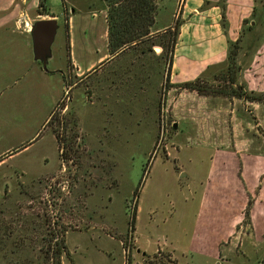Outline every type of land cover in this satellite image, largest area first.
<instances>
[{
    "label": "rangeland",
    "instance_id": "obj_1",
    "mask_svg": "<svg viewBox=\"0 0 264 264\" xmlns=\"http://www.w3.org/2000/svg\"><path fill=\"white\" fill-rule=\"evenodd\" d=\"M172 1L156 0L151 43L92 70L111 57L105 2L0 0V264L34 261L50 237L63 264L263 260L264 222L243 214L251 201L264 217V194L243 190L264 192V102L228 91L264 93V0L237 41V82L227 58L197 91L171 85L158 45L181 19L183 0L159 17ZM44 19L58 23L48 71L30 33Z\"/></svg>",
    "mask_w": 264,
    "mask_h": 264
},
{
    "label": "crops",
    "instance_id": "obj_2",
    "mask_svg": "<svg viewBox=\"0 0 264 264\" xmlns=\"http://www.w3.org/2000/svg\"><path fill=\"white\" fill-rule=\"evenodd\" d=\"M178 4V0H173L171 7H165L159 13V17L175 18ZM178 10L179 15H181V25L172 53L170 83L173 86L179 85L181 88L188 90L184 87L185 84L193 83L197 79L209 78L210 72L214 68L227 63L229 45L238 41L245 27L255 26L253 20L255 0H183ZM176 20L174 19L168 25L160 27L159 31L171 27ZM115 59L117 57L114 59L109 57L107 61L91 69L99 68L102 70L103 67L111 65ZM72 66L74 65L72 64ZM249 166L251 167L250 164ZM254 178L257 182L260 181L259 176ZM256 187L250 191L248 189L243 190V192L257 195L260 200L262 198L260 197L261 194H264V192H261L263 188H257L258 191H256ZM249 202L251 203V201ZM249 202L244 207L245 214L243 215L246 216L248 208L249 218L252 219V222L256 218L264 222V217L259 212L260 209L255 210L251 215L253 205L248 207ZM258 203H260V208H264V204L260 201ZM197 234L199 233L197 232ZM211 238L207 239L210 240Z\"/></svg>",
    "mask_w": 264,
    "mask_h": 264
},
{
    "label": "trees",
    "instance_id": "obj_3",
    "mask_svg": "<svg viewBox=\"0 0 264 264\" xmlns=\"http://www.w3.org/2000/svg\"><path fill=\"white\" fill-rule=\"evenodd\" d=\"M107 5V40L108 50L111 57H117L120 52L140 44L151 43L154 38L153 28L157 24V5L156 0H102ZM64 6V2H63ZM65 8V6H64ZM181 25L180 19L176 21L174 26L163 30L162 40L158 44L163 49L169 46L171 57L169 65H172V53L176 43L177 33ZM68 31V22L66 23ZM254 27H250L249 31H253ZM172 32V34L170 33ZM154 45V44H153ZM232 49L229 51V68L228 75L230 82H237L236 56L238 49L237 42L232 43ZM69 48V47H68ZM200 81L197 79L193 83H187L185 88L196 90L195 85ZM190 86V87H189ZM237 90L228 91L229 96H238L239 99L246 98L251 101L264 102V93L255 94L248 91H240L243 87L237 86ZM197 91V90H196ZM242 92V93H241ZM136 196L138 191H136ZM251 206L249 202L248 207ZM246 216H249L247 208ZM50 237L46 241L40 243V252L37 258L33 260L20 261L19 264H63L62 257L66 253V243L64 239H56ZM54 240V241H53ZM260 264H264V258Z\"/></svg>",
    "mask_w": 264,
    "mask_h": 264
},
{
    "label": "water",
    "instance_id": "obj_4",
    "mask_svg": "<svg viewBox=\"0 0 264 264\" xmlns=\"http://www.w3.org/2000/svg\"><path fill=\"white\" fill-rule=\"evenodd\" d=\"M58 30L56 19L37 21L31 28L33 52L36 61H39L43 70H47L49 59L52 57V46Z\"/></svg>",
    "mask_w": 264,
    "mask_h": 264
}]
</instances>
